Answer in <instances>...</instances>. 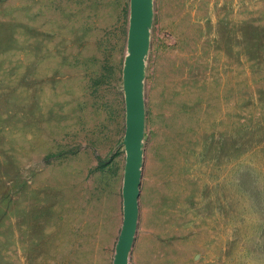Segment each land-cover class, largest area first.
<instances>
[{"label": "rangeland", "instance_id": "rangeland-1", "mask_svg": "<svg viewBox=\"0 0 264 264\" xmlns=\"http://www.w3.org/2000/svg\"><path fill=\"white\" fill-rule=\"evenodd\" d=\"M128 264H264V0H152ZM129 0H0V264H113Z\"/></svg>", "mask_w": 264, "mask_h": 264}, {"label": "water", "instance_id": "water-1", "mask_svg": "<svg viewBox=\"0 0 264 264\" xmlns=\"http://www.w3.org/2000/svg\"><path fill=\"white\" fill-rule=\"evenodd\" d=\"M152 17V0H129L127 54L122 70L125 101L123 220L115 245L113 264H128L138 221L145 123L143 79Z\"/></svg>", "mask_w": 264, "mask_h": 264}]
</instances>
